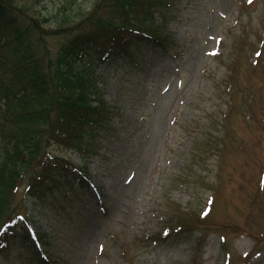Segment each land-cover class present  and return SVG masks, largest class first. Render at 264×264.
I'll list each match as a JSON object with an SVG mask.
<instances>
[{
    "label": "rangeland",
    "instance_id": "rangeland-1",
    "mask_svg": "<svg viewBox=\"0 0 264 264\" xmlns=\"http://www.w3.org/2000/svg\"><path fill=\"white\" fill-rule=\"evenodd\" d=\"M164 2L167 50L95 67L113 131L86 154L52 149L91 186L38 201L32 170L11 196L5 221L26 212L50 264H264V0Z\"/></svg>",
    "mask_w": 264,
    "mask_h": 264
},
{
    "label": "trees",
    "instance_id": "trees-1",
    "mask_svg": "<svg viewBox=\"0 0 264 264\" xmlns=\"http://www.w3.org/2000/svg\"><path fill=\"white\" fill-rule=\"evenodd\" d=\"M165 7L164 0H94L85 11L78 0H0L2 222L11 196L32 170L25 193L39 201L54 196L55 185L62 186L58 190L70 186L74 196L84 189L87 171L72 161H58L52 149L63 146L86 154L113 131L117 108L103 98L95 67L118 60L139 66L148 51L167 50ZM56 37L61 39L52 56L47 40ZM62 202L53 201L51 209ZM12 215L20 226L29 221L26 212ZM21 229L13 245L31 241ZM5 240L0 236V242ZM37 254L30 263L45 264Z\"/></svg>",
    "mask_w": 264,
    "mask_h": 264
},
{
    "label": "snow or ice",
    "instance_id": "snow-or-ice-1",
    "mask_svg": "<svg viewBox=\"0 0 264 264\" xmlns=\"http://www.w3.org/2000/svg\"><path fill=\"white\" fill-rule=\"evenodd\" d=\"M249 2H251V0H249Z\"/></svg>",
    "mask_w": 264,
    "mask_h": 264
}]
</instances>
